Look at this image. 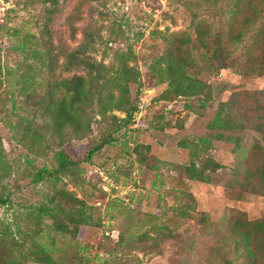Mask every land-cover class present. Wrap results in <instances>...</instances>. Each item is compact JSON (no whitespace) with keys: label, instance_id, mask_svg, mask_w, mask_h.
<instances>
[{"label":"rangeland","instance_id":"obj_1","mask_svg":"<svg viewBox=\"0 0 264 264\" xmlns=\"http://www.w3.org/2000/svg\"><path fill=\"white\" fill-rule=\"evenodd\" d=\"M58 1L48 14L44 0H0V194L10 197L0 204V234L19 243L14 255L25 251L22 264H45L29 254L42 247L61 264H80L79 254L86 264H250L238 233L245 221L264 216V194L231 192L243 182L248 151L264 147V136L231 100L253 103L263 120L264 75L251 72L243 56L219 70L213 57L199 75L203 91L185 97L166 95L167 82L152 71L179 39L189 37L182 49L203 54L196 33L218 26L224 12L214 8V17L197 0ZM81 45L83 57L106 67L130 51L138 77L122 110L103 111L94 97L85 106L90 130L67 127L58 135L45 104L61 93L58 81L85 74L66 61ZM140 101L144 125L136 131L126 112ZM217 117L237 126H212ZM219 132L223 139L215 138ZM59 153L72 171L54 174ZM44 168L50 173L36 182ZM59 190L93 216L77 239L32 211Z\"/></svg>","mask_w":264,"mask_h":264},{"label":"trees","instance_id":"obj_2","mask_svg":"<svg viewBox=\"0 0 264 264\" xmlns=\"http://www.w3.org/2000/svg\"><path fill=\"white\" fill-rule=\"evenodd\" d=\"M44 1L49 3L48 14L55 10L59 2L58 0ZM197 2L200 3L204 12L211 13L214 17H216L214 8H218L224 13L223 15L220 13L218 26L210 24L204 28L199 27L196 37H198L197 41L201 43V47L204 46L203 54L200 53L198 47H192L188 51L182 49V46L190 41L188 37L168 45L152 63V71L155 73L157 82H167L165 94L186 97L203 91L205 84L199 75L213 57L220 59V63L217 64L219 70L235 66L234 61L240 60V57L243 56L251 72L264 75V0H197ZM208 45L212 48L211 51ZM83 47L84 45H81L71 50L66 55V61L67 67L84 66L85 74L73 75L58 81L57 88L61 93L59 95L52 93L45 104V112L51 119L52 130L58 135H62L67 127H73L76 132L90 130V120L86 115L85 106L94 97L97 98L103 111L122 110L128 84L135 82L138 77V72L128 65V61L134 58L130 51L122 54L123 57L118 65L106 67L101 62L89 61L83 57ZM106 88L107 91H104ZM260 91L262 92L260 94L263 95L258 104L261 105L260 107H264V90ZM115 92H119V94L116 95ZM231 103L236 108L238 116L245 122H251L255 126V130L264 136V119L262 120V117L257 114L258 111H255L253 103L246 101L247 105L238 104L236 106L234 100H231ZM135 108L136 105L126 112L129 125L131 114ZM212 126L235 128L237 125L230 119L217 117ZM214 136L218 139L225 137L222 132ZM1 158L0 155V163ZM245 159L243 182L231 194L236 197H239L243 191L264 194V147L253 146ZM72 167H74L73 162L59 153L58 165L53 172L57 175V172L72 171ZM49 173L47 168L37 171L35 181L46 178ZM2 177L0 174L1 186H3ZM70 197L68 192L59 190L55 194L47 196L46 202L33 206L32 211L54 218L57 230L69 233L71 239H77L81 228H84V225L92 224L93 216L86 211L83 201L75 196L70 200ZM9 200L10 197H3L0 194V204L10 203ZM58 217L59 219H57ZM243 224L238 234L247 247L245 249L246 256H248L250 264H264V216L247 220ZM144 234L146 235V233ZM142 236L140 235V238ZM4 239L0 234V264H22L21 257L26 256L27 253L23 251L17 256L14 255V247H19V243H7ZM29 254L41 263L61 264L45 253L42 247H38L35 251L31 249ZM78 262L80 264L87 263L83 255L80 254Z\"/></svg>","mask_w":264,"mask_h":264},{"label":"built area","instance_id":"obj_3","mask_svg":"<svg viewBox=\"0 0 264 264\" xmlns=\"http://www.w3.org/2000/svg\"><path fill=\"white\" fill-rule=\"evenodd\" d=\"M143 102L140 101L138 107L134 109V111L131 114V128H140L141 126L144 125L143 119H144V114L142 115V109L143 108Z\"/></svg>","mask_w":264,"mask_h":264}]
</instances>
